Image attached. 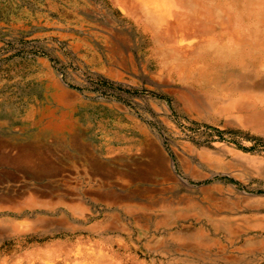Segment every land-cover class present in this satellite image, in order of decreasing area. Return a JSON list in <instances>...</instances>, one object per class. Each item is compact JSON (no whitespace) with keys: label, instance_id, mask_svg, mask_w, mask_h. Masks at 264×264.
Returning a JSON list of instances; mask_svg holds the SVG:
<instances>
[{"label":"rangeland","instance_id":"obj_1","mask_svg":"<svg viewBox=\"0 0 264 264\" xmlns=\"http://www.w3.org/2000/svg\"><path fill=\"white\" fill-rule=\"evenodd\" d=\"M239 41L180 77L116 0H0V264H264V90L239 83L264 42Z\"/></svg>","mask_w":264,"mask_h":264},{"label":"bare ground","instance_id":"obj_2","mask_svg":"<svg viewBox=\"0 0 264 264\" xmlns=\"http://www.w3.org/2000/svg\"><path fill=\"white\" fill-rule=\"evenodd\" d=\"M116 1L138 22L150 29L156 39L165 40L163 45L157 43V54L164 68L170 72L177 71L180 77L185 72L180 66L188 63L193 56H210L238 63L242 59L241 51L247 54L246 49L240 47L239 40L242 37L249 36L253 42H264V0L248 10L241 22L233 19L231 23L219 11L208 10L204 3H201L204 10L198 8L200 0ZM185 37H193L194 41L182 45L181 40ZM239 83L246 86L251 94L264 90V78L256 77L254 73L244 74ZM171 148L174 163L185 173L189 161L183 158L175 146L171 145ZM146 156L148 160L154 158L150 148H147ZM93 261L105 264L99 258Z\"/></svg>","mask_w":264,"mask_h":264}]
</instances>
